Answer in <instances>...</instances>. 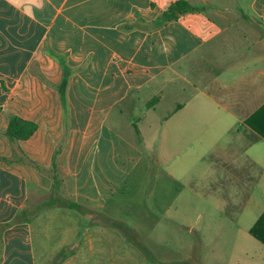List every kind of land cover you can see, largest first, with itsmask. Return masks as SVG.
Wrapping results in <instances>:
<instances>
[{"label": "crops", "instance_id": "crops-1", "mask_svg": "<svg viewBox=\"0 0 264 264\" xmlns=\"http://www.w3.org/2000/svg\"><path fill=\"white\" fill-rule=\"evenodd\" d=\"M175 1L0 0V264H37L31 217L9 222L49 195L59 144L62 192L87 207L76 210L86 215L85 235L66 242L68 264L189 260L195 225L184 210L195 201V223L244 216L252 218L240 227L248 233L264 214L254 199L256 186L264 187V0H186L195 10L155 26ZM61 60L69 70L64 101ZM167 93L171 109L160 120L172 157L164 169L120 128L142 136ZM12 115L36 124L19 146L42 169L14 153L5 135ZM141 164L175 192L159 209L151 189L150 204L127 210L137 224L113 203ZM198 168L213 172L208 187L191 180ZM177 216L181 244L145 242L156 218ZM144 218L155 219L144 226ZM202 242L198 234L192 246Z\"/></svg>", "mask_w": 264, "mask_h": 264}, {"label": "rangeland", "instance_id": "rangeland-1", "mask_svg": "<svg viewBox=\"0 0 264 264\" xmlns=\"http://www.w3.org/2000/svg\"><path fill=\"white\" fill-rule=\"evenodd\" d=\"M240 2V0H238ZM210 12V9H206ZM244 11V9H243ZM171 97L165 94L162 101L155 106V111H150L148 121H144L141 128L142 136L138 137L131 132L120 128L124 133H127L131 138L139 142L144 150L145 157L150 159L152 163L160 162L162 168L169 165L172 157V152H168L167 139L165 134V125L162 123L167 112L171 109ZM142 108L147 106L142 105ZM152 114V115H150ZM140 116L142 114H139ZM132 120V117L130 118ZM150 119V120H149ZM147 159L143 161L145 163ZM142 163V164H143ZM142 164L135 171V173L127 180L123 186V191L118 193V200L115 199L114 205L119 204L124 208L126 220L138 221L134 214L127 210L135 208H142L144 202L150 204L149 191L152 189V195L157 192L164 191L165 179L157 180L150 176L145 170L142 172ZM152 166V165H151ZM152 171L156 170L152 166ZM198 175H194L191 180L194 181L197 187H204L201 183L207 181L205 187H208V181L213 180L214 174L211 170H204L198 168L196 170ZM143 173V174H142ZM186 193V191L184 190ZM150 194V195H151ZM145 196L146 199H145ZM165 196V194H164ZM47 197V196H45ZM44 198V197H43ZM165 198V197H164ZM255 202L260 204L264 203V187L259 185L254 190ZM38 201L30 202L36 204ZM179 212H182V201L179 199L177 202ZM194 205L189 210H184L189 214L190 223H194L195 231L190 234L191 240L190 247L194 249L192 244L198 236L202 237L203 242L197 245L191 251L196 252L193 255L198 256L199 259L191 257L189 260L181 261L178 264H264V245L254 238L250 233L241 230L240 227L248 225L252 218L241 216L239 218H222V217H206L202 218L200 223L197 218L193 216L196 212V205L198 202H193ZM198 206V205H197ZM213 212V208H209ZM212 210V211H211ZM136 218V219H135ZM31 224L34 231V246H35V259L37 264H68L67 253L70 245L66 242L80 239L85 235L86 215L77 212L74 209L64 207H50L43 208L31 216ZM155 218H144L142 224L144 226L152 225ZM158 223L154 224L148 236L145 237V242L152 243L155 240H168L174 244H181L184 236L182 227L179 223L182 222V217H158ZM232 219V220H230ZM175 220V221H173ZM236 223V224H235ZM198 225L205 229L204 232H198ZM238 226V228L236 227ZM150 234V235H149ZM189 243H185L184 249H187ZM185 250H181L183 253ZM190 252V248H189ZM198 252V253H197Z\"/></svg>", "mask_w": 264, "mask_h": 264}, {"label": "trees", "instance_id": "trees-1", "mask_svg": "<svg viewBox=\"0 0 264 264\" xmlns=\"http://www.w3.org/2000/svg\"><path fill=\"white\" fill-rule=\"evenodd\" d=\"M195 8L186 0H177L173 3H171L164 11L163 13L158 16L154 22L155 26H160L168 21L176 20L179 18L180 15L183 13L193 11ZM62 61V60H61ZM63 63V69L64 74L63 78L58 86L61 98L63 101L65 100V91L67 87L68 82V75L69 70L67 66ZM159 99V96L153 97L149 102L148 105L155 104ZM36 124L32 121L26 120L18 115H12L9 118V122L5 131V135L8 137L15 154L19 155V159L28 163H31L35 165L37 168L42 169L40 165L32 162L24 153L22 152L19 141L28 139L33 132L36 129ZM135 131L138 132V130L135 128ZM261 134L264 136V133ZM61 145L59 144L56 149L54 150L53 156H52V162L50 167V175L52 178V186L49 195L42 199L41 201L37 202L33 206H31L29 209L21 210L17 215L11 220L9 223H14L18 221H23L31 217L33 214L37 213L39 210L43 208H50V207H64L74 210H80L85 211L87 209L86 206H83L77 202L71 201L63 194L61 189L60 180L57 173L56 168V159L59 154ZM2 160L6 162H10V159L1 158ZM164 193L163 192H157L155 191V194L159 196L160 199H156L154 201H151L153 205L158 207L159 209H163L165 205L169 203V200L173 197V192H175V189L172 190L167 185L164 186ZM165 194V196H164ZM166 196H169L170 198L167 200ZM165 197V198H164ZM144 204H146L144 202ZM7 224L2 225L1 227H4ZM249 233L256 238L258 241H260L264 245V214L260 215L255 223L250 227Z\"/></svg>", "mask_w": 264, "mask_h": 264}]
</instances>
